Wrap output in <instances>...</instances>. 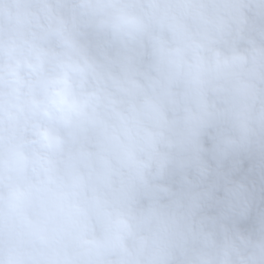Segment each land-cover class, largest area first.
Returning a JSON list of instances; mask_svg holds the SVG:
<instances>
[{
    "label": "clouds",
    "instance_id": "1",
    "mask_svg": "<svg viewBox=\"0 0 264 264\" xmlns=\"http://www.w3.org/2000/svg\"><path fill=\"white\" fill-rule=\"evenodd\" d=\"M0 264H264V0H0Z\"/></svg>",
    "mask_w": 264,
    "mask_h": 264
}]
</instances>
